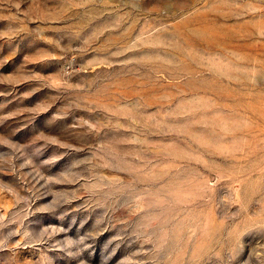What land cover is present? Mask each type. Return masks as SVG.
Instances as JSON below:
<instances>
[{
  "label": "rangeland",
  "instance_id": "374dc122",
  "mask_svg": "<svg viewBox=\"0 0 264 264\" xmlns=\"http://www.w3.org/2000/svg\"><path fill=\"white\" fill-rule=\"evenodd\" d=\"M0 264H264V0H0Z\"/></svg>",
  "mask_w": 264,
  "mask_h": 264
}]
</instances>
